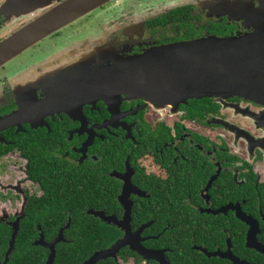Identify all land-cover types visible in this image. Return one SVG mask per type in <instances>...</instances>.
<instances>
[{"label":"flooded vegetation","instance_id":"af4514ba","mask_svg":"<svg viewBox=\"0 0 264 264\" xmlns=\"http://www.w3.org/2000/svg\"><path fill=\"white\" fill-rule=\"evenodd\" d=\"M65 1L0 0V42ZM49 17L0 66L22 59L0 75V118L9 116L0 120V261L13 235L25 253L60 230L61 242L77 239L70 226L84 208L104 211L113 241L129 234L158 254L126 245L112 264H264V104L233 95L146 105L104 97L110 84L91 74L113 54L176 42L263 47L264 0H107L60 26Z\"/></svg>","mask_w":264,"mask_h":264},{"label":"water","instance_id":"95a60500","mask_svg":"<svg viewBox=\"0 0 264 264\" xmlns=\"http://www.w3.org/2000/svg\"><path fill=\"white\" fill-rule=\"evenodd\" d=\"M105 1L107 0H67L43 17L50 15L48 19L51 21L48 24L60 26ZM44 18L37 19L0 42V66L43 35L46 29ZM254 43L253 40L216 37L176 42L152 47L134 55L113 54L111 62L105 68L96 65L98 68L91 74H104V80L107 85L110 84L104 97L118 99L123 93L129 98H143L146 105L177 106L190 98L233 95L264 104V46H255ZM241 44L248 45L241 47ZM114 94L116 95L113 96ZM111 105V118H115L119 102ZM7 119L9 116L0 118ZM89 213L103 222L109 220L102 210L92 209ZM117 224L121 228H129V223L125 221ZM61 233L62 230L55 240L35 242L49 249L44 264H53L55 245L63 238ZM12 238L0 264L7 262L14 245V235ZM126 245L145 258L158 259L156 250L145 248L127 234L109 247L93 252L81 264H96L109 257L115 258L118 251Z\"/></svg>","mask_w":264,"mask_h":264},{"label":"trees","instance_id":"16d2710c","mask_svg":"<svg viewBox=\"0 0 264 264\" xmlns=\"http://www.w3.org/2000/svg\"><path fill=\"white\" fill-rule=\"evenodd\" d=\"M97 195L104 197L103 193ZM85 205L83 204V207ZM95 207H103L96 203ZM81 208L76 216H73V223L70 226L72 231L78 233V238L73 241L61 242L55 245V258L53 264H81L93 252L109 247L114 241L115 233L110 232L107 226L98 217L82 213ZM24 241H15L14 252L9 256L6 264H44L48 250L39 244H30V252L25 253ZM29 243V242H28ZM112 264V259L101 260L96 264Z\"/></svg>","mask_w":264,"mask_h":264},{"label":"rangeland","instance_id":"374dc122","mask_svg":"<svg viewBox=\"0 0 264 264\" xmlns=\"http://www.w3.org/2000/svg\"><path fill=\"white\" fill-rule=\"evenodd\" d=\"M70 30H71V29H67L66 32H68V31H70ZM83 58H84V55H80V56H79V59H83ZM21 60H22V59H21ZM21 60H16L15 63L12 62V63L6 65L5 68H4L3 70L0 69V75L2 74L1 71H3V72L6 71V72H5V75H6V74H10V73H12L13 71H15V70L17 69V65H16V63L19 62V61H21ZM23 71L25 72L24 68H23ZM19 76H21V75L14 74V75H11L10 78H16V77H19ZM37 77H38V76L31 77V81H32V82H36V83H38V85L41 84L42 82L45 83V82H47V81H54V80L56 79V76H55L54 78L50 77V78H48V79H46V80L36 79ZM51 78H52V79H51ZM24 83H25V82H24ZM24 83H23L22 86H25Z\"/></svg>","mask_w":264,"mask_h":264}]
</instances>
